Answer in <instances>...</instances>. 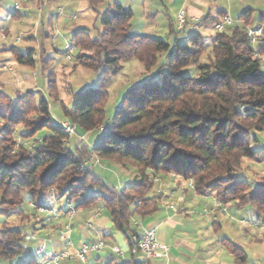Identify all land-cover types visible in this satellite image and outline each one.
<instances>
[{"label":"trees","instance_id":"trees-1","mask_svg":"<svg viewBox=\"0 0 264 264\" xmlns=\"http://www.w3.org/2000/svg\"><path fill=\"white\" fill-rule=\"evenodd\" d=\"M38 1L44 6L51 0ZM87 1L94 10L104 0ZM12 14L13 18L21 16L18 11ZM133 15L131 7L116 2L100 14L96 38L84 28L71 40L76 65L101 73L96 84L73 92L70 104L60 101V107L80 135L107 125L105 132L98 130L100 142H76L71 147L61 123L52 122L49 101L43 97L38 101L31 92L18 96L13 113L9 105L1 106V259L11 263L27 250L24 227H12L6 221L11 215H33L22 208L25 195L30 197L29 205L47 208L54 207L45 203L47 196H67L77 208L100 198L130 247L142 237L138 223L159 209L163 198L156 191L155 177L159 175L174 173L191 181L198 193L211 192L221 203L249 205L260 217L264 215V180L240 177L248 168L245 159L264 162V146H256L264 131V44L255 49L247 34L251 9L241 15L242 25L233 24L212 36L209 52L201 33L192 34L183 43L132 35ZM225 16L226 11L208 13L198 26L215 27ZM259 24H264V14ZM28 38L37 36L31 33ZM9 50L20 64L34 66L37 61L34 48L12 46ZM131 59L143 64L147 76L128 89L107 121L109 87L122 63ZM49 61H42L43 70ZM49 84L50 96L56 99V85L51 79ZM19 124L26 127L19 133L26 143L15 136ZM45 127H50L51 133L37 138ZM96 159L132 164L137 169L135 181L122 188L108 185L93 164H85ZM238 250L236 247L235 252ZM237 256L246 259L239 252ZM105 264L151 262L132 257L119 262L112 258Z\"/></svg>","mask_w":264,"mask_h":264},{"label":"rangeland","instance_id":"rangeland-1","mask_svg":"<svg viewBox=\"0 0 264 264\" xmlns=\"http://www.w3.org/2000/svg\"><path fill=\"white\" fill-rule=\"evenodd\" d=\"M183 1L104 0L102 4L93 10L87 0H51L44 6H41L38 0H0V111L1 106L6 104L9 105V110L13 113L14 109L17 108L18 96L21 94L25 96L28 92H31L38 101L42 97L49 101L53 124L61 123L63 119V121H69L68 118L63 116L60 101L70 104L72 93L84 89L86 85L91 83L96 84L101 71L76 65L74 58L73 60H67L64 53L65 45L66 43H71L76 31L84 28L90 30L91 38H96L98 30L101 29L100 14L116 2L126 7L131 6L134 12L131 19L132 35H152L168 39L171 43L174 41L183 43L192 34L201 33L205 38L208 48L207 52H209L212 36L218 32L214 26H209L208 28L188 26L184 32L178 31L176 15ZM16 3L20 4V8L17 11L23 14L28 10V16L24 17L21 15L19 18L7 20V14L15 12ZM59 9L63 11L60 13ZM250 9L252 11L251 26H256L259 24L261 15L264 14V0H208L206 14L210 12L212 15H217L220 11H226L227 15L234 21V25H242L240 17L245 10ZM72 16H76V18L73 19ZM37 22H40L43 28L37 32L36 39H29V35L35 32L33 26ZM172 28L175 31L174 33H172ZM46 33H49L50 36L45 37ZM18 37L20 40H18ZM263 44L264 34L253 46L258 49ZM12 46L22 50H26L29 47L34 48L37 59L34 66L20 64L9 50ZM75 53L76 51L73 56ZM262 58L264 64V56ZM48 60H50L49 67L47 70H43L42 61ZM3 65L11 66L14 72L4 70ZM146 76L143 64L137 59L122 63L121 71L113 78V82L109 87L110 96L106 104L107 121H111L113 118L115 109L121 104L128 89L145 80ZM50 79L56 85V99L50 96ZM3 124L4 121L0 119V127ZM25 130L24 124L17 125L15 127V136L19 138V133ZM98 130L89 132L87 138L83 141L78 138L80 134L76 132V134L70 136L69 145L74 147L76 142H84L89 145L100 142L102 134ZM50 133L51 128L45 127L37 133L36 137L41 138ZM259 138L261 144L256 145L257 147L264 145V131L259 134ZM18 140L21 143H26L21 138ZM244 162L247 166L248 160L245 159ZM263 165L264 163L253 162L250 168H246L240 173V177H246L250 181L257 180L262 182L264 176L262 174L256 175L254 170L262 168ZM95 172L108 185L122 188L135 181L137 169L129 163L126 166H122L109 159H101L100 165L95 169ZM25 197L22 208L26 213L31 215L33 214L32 210L45 213L29 207L30 197L28 195H25ZM73 202L76 204L75 201ZM54 203L58 205L56 207L64 208L67 203V196ZM250 208L252 209L251 206H248L246 209L250 210ZM50 215L54 216L52 212ZM30 217L11 215L6 221L12 227L22 228L20 225L29 224L35 218V215L33 214ZM254 222L261 224L251 233L252 242L249 246V251H251V254L254 251L264 253V239L263 241L254 240L260 233H264V220L258 221V219H255ZM2 226L0 224V227ZM228 231L232 233L230 229ZM24 244L27 248L24 253L11 263L0 258V264H21L23 259L29 256L30 251H33L28 241H25ZM246 247H248L247 244ZM258 263L256 258H250V264Z\"/></svg>","mask_w":264,"mask_h":264},{"label":"crops","instance_id":"crops-1","mask_svg":"<svg viewBox=\"0 0 264 264\" xmlns=\"http://www.w3.org/2000/svg\"><path fill=\"white\" fill-rule=\"evenodd\" d=\"M207 6L208 0L182 2L179 10L187 11L185 29L188 26L198 27L200 19L208 14ZM28 12L27 10L19 14L26 17ZM87 136L88 133L85 134L86 138ZM252 163L253 161L248 160L247 167L250 168ZM99 165L100 162L94 166L95 169ZM254 173L264 176V165L254 170ZM158 177L156 191L163 195L159 209L139 222L137 227L140 234L148 227H156L159 240L167 246V255L152 260L151 264H250V258H256L258 264H264V253L254 251L251 254L249 251L251 233L261 224L254 220H264V216L260 217L253 208L247 210L249 205L221 203L214 193H198L191 181L178 175L167 174ZM60 200L61 198L47 196L45 203L56 207L58 205L54 202ZM100 204L103 203L97 198L90 205L78 207L73 218L67 212L66 206L60 207L61 212L54 216L47 212L32 210L35 218L29 224L21 226L24 227L25 234H35L37 239L28 241L33 251H30L29 256L23 259L21 264H39L40 257L36 255V250L42 243H45L46 252L53 249L61 250L68 245L71 252H76L81 242L99 239H103L107 247L101 252L94 253L91 261L105 264L112 258H116L118 262L130 260L132 255L129 240L115 227L106 208L98 215L95 213ZM66 225L72 226V232H66ZM229 229L232 233L228 231ZM263 239L264 233L254 238L256 241ZM115 244L122 249L123 256L112 252L111 246ZM236 247L241 255L246 256L244 261L237 256ZM60 264L82 263L64 259Z\"/></svg>","mask_w":264,"mask_h":264},{"label":"built area","instance_id":"built-area-1","mask_svg":"<svg viewBox=\"0 0 264 264\" xmlns=\"http://www.w3.org/2000/svg\"><path fill=\"white\" fill-rule=\"evenodd\" d=\"M20 8V4H15V11H17ZM60 13L63 11L62 9H59ZM7 20L13 19V14L8 13L6 16ZM72 18H76V16H72ZM177 23H178V31L184 32L186 25H187V11L185 9H180L177 14ZM234 24V21L231 19L230 16H225L222 21L218 22L215 25V28L219 31H222L226 29L228 26H231ZM43 28L41 26L40 22H37L33 26V30H35L34 33H32L35 37L37 36V32ZM3 31V30H2ZM248 36L250 37V40L252 44H255L258 40H260L261 36L264 34V24H258L256 26H249L246 29ZM4 35V34H3ZM18 40L20 38L18 37ZM76 48L72 43H66L65 45V57L67 60L73 59V54L75 52ZM4 70L12 71L14 72V69L11 66L3 65ZM61 126L64 128L65 132L69 134V136H72L76 134V126L71 123L70 121H62ZM107 125H102L99 127V130L101 132H105L107 129ZM78 138L83 141L86 139L85 135H80ZM100 161L98 159L96 160H88L86 161L87 164H93L92 166H95ZM172 175H175L172 173ZM155 180H158V177H155ZM30 206L33 209H38L39 211L47 212V213H53L54 215H57L59 212H61L60 208L52 207L47 208L44 206H39L35 203H30ZM174 208L173 206H171ZM77 207L76 204L73 201H67L66 203V210L69 213L70 217L73 218L75 214L77 213ZM104 209V205L100 204L96 209L95 213L98 215L100 214ZM138 223V222H137ZM259 224V222H258ZM72 226L66 225V232H72ZM37 236L35 234H25V240H36ZM70 243V241H69ZM107 247L106 242L103 239H99L96 241L91 242H81L76 252H71L69 245L64 247L61 250H51L46 252V246L45 243H42L36 250V255L40 257L39 264H47L49 262H52L54 264H60L61 261L64 259H72L76 260L82 264H100L98 262L91 261V257L94 253H98L103 251ZM111 250L113 253L119 256H123L122 249L117 245H112ZM131 255L134 259H143V260H149L150 262L152 260H157L160 258H164L167 255V246L162 243L159 240L157 228L156 227H148L146 228L143 233L142 237L137 240V242L130 247Z\"/></svg>","mask_w":264,"mask_h":264}]
</instances>
